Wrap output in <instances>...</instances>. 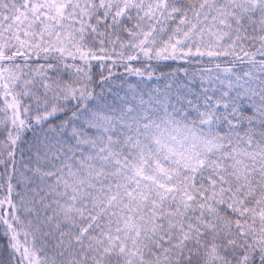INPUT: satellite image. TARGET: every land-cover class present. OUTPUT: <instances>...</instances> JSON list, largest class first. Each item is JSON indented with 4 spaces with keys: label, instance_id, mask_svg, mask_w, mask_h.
Returning <instances> with one entry per match:
<instances>
[{
    "label": "snow or ice",
    "instance_id": "obj_1",
    "mask_svg": "<svg viewBox=\"0 0 264 264\" xmlns=\"http://www.w3.org/2000/svg\"><path fill=\"white\" fill-rule=\"evenodd\" d=\"M0 264H264V0H0Z\"/></svg>",
    "mask_w": 264,
    "mask_h": 264
}]
</instances>
